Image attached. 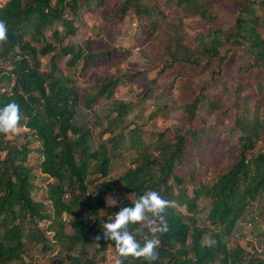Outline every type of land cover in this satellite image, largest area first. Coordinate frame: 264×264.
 Listing matches in <instances>:
<instances>
[{
  "label": "trees",
  "instance_id": "obj_1",
  "mask_svg": "<svg viewBox=\"0 0 264 264\" xmlns=\"http://www.w3.org/2000/svg\"><path fill=\"white\" fill-rule=\"evenodd\" d=\"M239 1L229 28L187 30V19L213 21L215 5L222 9ZM102 16L103 24L93 23L92 17ZM127 17L163 57L149 96L158 79L178 66L167 89L174 92L185 128H175L169 139L165 133L145 139L137 116L130 119L136 105L115 96L119 86L145 71L117 70L80 92L73 76L58 68L65 57L73 70L125 61L130 51L112 45ZM90 20L92 37L65 42ZM0 21L8 27L0 58L11 65L0 72V107L20 106L28 141L5 146L0 134V152L6 151L0 155V264H46L26 261L28 245L41 246L43 253L57 246L55 264H97L98 253L115 247L103 237V225L150 190L173 202L164 213L168 231H154L158 222L130 225L129 231L141 245L159 240L158 259L120 257L123 264H264L242 246H230L239 221L251 225L254 237L264 236V209H252L264 196V93L247 101L240 77L225 94L210 90L234 54L243 56L239 75L252 73L254 83L264 82V0H0ZM42 56H50L48 72L41 70ZM3 83L10 88L2 91ZM101 101L106 107L98 108ZM79 109L90 113L86 124L75 122ZM203 111L215 117L214 124L207 126ZM32 142L37 146L30 147ZM32 153L38 156L34 164ZM126 161L124 173L112 181L114 163ZM118 185L134 201L108 207L103 196ZM202 198L207 207H200ZM93 241L98 248L92 257L73 255L77 244Z\"/></svg>",
  "mask_w": 264,
  "mask_h": 264
},
{
  "label": "rangeland",
  "instance_id": "obj_2",
  "mask_svg": "<svg viewBox=\"0 0 264 264\" xmlns=\"http://www.w3.org/2000/svg\"><path fill=\"white\" fill-rule=\"evenodd\" d=\"M160 1L165 2L167 0ZM240 7V1L222 9H219L218 6L215 5L211 9V12L218 14L216 19L213 21L187 19L185 21L187 30L190 33H194L200 31L206 32L214 29H227L233 24V19ZM168 12H173V10L170 9ZM91 19H93V23H97V26L106 21V17L104 16L98 18L92 17ZM136 26V20L133 17H127L122 27V34L117 37L115 44L112 45V47H121L125 51H130L125 61L118 64L116 67L101 62L98 65H93L84 69H81V65H79L77 70H73V68L66 66L69 57L60 58L57 65L65 74L73 76L76 80V88L80 92L89 88L98 77H109L115 74L117 70L121 71L123 74L145 71L146 74L134 82L119 86L115 96L119 100L131 102L136 105L130 119L137 116L138 125L142 129L145 139L155 140L161 133H165L164 138L169 139L172 137L175 128H185V124L180 117V109L175 102H172L174 92L167 89L177 73L178 66L169 70L158 79L156 85L152 88L151 96H149L150 92L147 94V91L151 87V81L154 79L159 61L163 57L155 50V47L150 44V41L145 36L137 32ZM94 32L95 31H92V21L90 20V23H86L76 37H69L65 42L82 43L87 38L92 37ZM101 45L104 46L103 43ZM40 61L42 64L41 70L44 72L50 71V56H42L40 57ZM242 62L243 56H236L234 54L229 58L224 66L222 75L210 83V90L213 94H225L227 88L230 87L232 82L238 77H240L243 87L242 94L247 101H255L259 98L260 94L264 93L263 81L254 83L252 73L242 76L238 74V69ZM9 69H11L9 61L0 58V72L8 71ZM1 86L2 91L10 88L7 83H3ZM105 103L106 101H101L98 108L106 107ZM154 112L156 114H154ZM151 115L154 116L151 117ZM202 117L207 126L215 122V117L211 114H206L205 111L202 112ZM89 118L90 113L88 111L79 109L75 122L78 124H86ZM229 121L230 119L227 120V122ZM25 133L26 129L20 127L17 133L5 136V146L16 147L25 144L27 141ZM36 146L37 143L35 142L30 144L32 148ZM0 155L4 158L6 151L0 152ZM125 155L127 160L129 154ZM29 159L30 164L38 162L36 153H32ZM127 163V161L124 163H114V169L110 175L112 181L117 180L120 175L124 173L127 168ZM101 182V179L93 181V184L89 186V192L93 191ZM42 196L43 194H40V197ZM103 198L108 207L114 206L125 199L132 202L134 201V196L127 194L120 185L111 193L104 195ZM208 204L209 201L205 198H202L199 203L201 208L207 207ZM255 208L264 209V196L259 198L253 205L252 209ZM180 210L185 213L184 208H180ZM105 214L106 212L104 210L100 213L101 216ZM198 217L202 222L205 218V214L202 213ZM142 225H146V223H142ZM151 229L153 231L154 226H151ZM67 231H70L69 227ZM233 233L234 236L231 239V247L240 245L253 256L264 259V256L261 254L264 251V236L254 237L249 223L239 221ZM40 248L41 246L36 247L28 245L25 253L26 261L31 259L35 262H43L46 264H55L58 262L61 255L58 254L57 246H55L52 251L46 253L41 252ZM97 248L98 244L94 241L86 245L77 244L72 253L75 257L80 256L82 259H85L87 257H92ZM117 260H120V256L117 254L115 247L111 245L108 246L106 251L97 254V264H116Z\"/></svg>",
  "mask_w": 264,
  "mask_h": 264
},
{
  "label": "clouds",
  "instance_id": "obj_3",
  "mask_svg": "<svg viewBox=\"0 0 264 264\" xmlns=\"http://www.w3.org/2000/svg\"><path fill=\"white\" fill-rule=\"evenodd\" d=\"M8 40V27L0 21V44ZM20 106L16 102H10L0 107V134L5 136L15 134L20 128ZM172 201L163 198L157 191H147L141 195L133 206L124 207L116 212L114 219L103 225V237L114 242L117 254L122 258H143L148 261L158 259L157 249L159 240L147 239L141 245L135 236L129 231L130 225L146 223L159 226L154 231L166 233L168 231L164 213L172 205ZM97 241L100 239L96 237ZM215 243V241H212ZM116 264H123L117 260Z\"/></svg>",
  "mask_w": 264,
  "mask_h": 264
}]
</instances>
